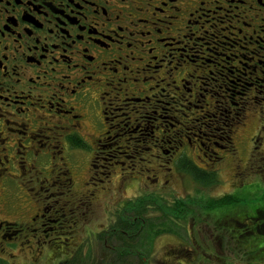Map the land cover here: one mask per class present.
I'll return each instance as SVG.
<instances>
[{"label": "flooded vegetation", "instance_id": "1", "mask_svg": "<svg viewBox=\"0 0 264 264\" xmlns=\"http://www.w3.org/2000/svg\"><path fill=\"white\" fill-rule=\"evenodd\" d=\"M252 90L264 95V0H0V186L6 191V180L16 177L10 170L24 171L27 158L37 160H30L29 168L46 169L42 160L56 151H90L88 162L97 167L99 158L110 166L124 165V159L151 150L152 157H168V168L190 177L183 167L187 161L214 172L218 180L211 185L192 177L197 189H209L220 179L217 171L197 164L188 152L194 148L189 135L198 134L190 132L200 119L216 118L221 110L228 118L242 100L256 101ZM221 92L224 99L214 100ZM228 93L240 100L228 101ZM198 102L205 103L204 114L192 117L187 110ZM210 126L209 122L206 128ZM222 140L223 144L210 142L208 147L200 142L203 154L208 156L210 150L218 155L216 149H229L231 129ZM142 142L149 146H140ZM180 147L184 148L179 153ZM54 168L46 169L45 182ZM40 169L39 174H44ZM67 183L62 185L72 186L71 177ZM48 185L56 184L50 180ZM156 198L164 202L158 194L145 200L162 209L164 203ZM193 199L215 216L212 210L236 205L216 203L210 208L212 199ZM179 200L187 199H176L175 208ZM134 205V211L143 208L144 218L134 211L129 216L119 212L115 224L122 245L138 239L122 227L126 219L133 225L139 219L144 226L150 223L147 207ZM64 209L61 213L42 204L20 226L0 220V247L6 241L25 240L36 243L35 250L43 257L51 245L61 244L60 249L72 252L60 264L71 260L92 264L90 254L88 259L83 257V248L75 240L59 242L76 224L74 219L63 221ZM256 209L221 215L231 220L222 229L241 241V248L245 239L264 236L258 229L264 231V206ZM162 221H167L165 216L156 219V225ZM157 227L156 237L172 233L170 227ZM111 228L98 235L100 245L108 248H103L105 255L117 250L110 246V239L115 241ZM141 254L130 260L137 262L143 256L151 264L153 252ZM168 255L179 260L190 254L172 249Z\"/></svg>", "mask_w": 264, "mask_h": 264}, {"label": "rangeland", "instance_id": "2", "mask_svg": "<svg viewBox=\"0 0 264 264\" xmlns=\"http://www.w3.org/2000/svg\"><path fill=\"white\" fill-rule=\"evenodd\" d=\"M253 90L251 94L256 95V101L242 100L238 107L231 109L232 113L228 118L227 113L221 110L216 118L200 119L196 122L195 130L190 132L198 134L196 137L189 135L194 141V148H189L188 152L194 156L197 164L211 166V170L218 173L220 182L209 189H197L198 185L192 177L183 174L179 169L168 168V157H152L151 150L128 160L122 157L114 158V161L124 159V165L110 166L109 162L99 158L97 167L88 162L90 151L82 152L77 149L64 154L56 151L42 160L43 165L47 164L48 171L55 167L49 175L51 182L56 184L52 187L48 185L50 180L45 182L48 174L44 167L29 168L31 162L37 160L27 158L28 162H31H25L27 165L24 171L15 168L10 170L16 177L12 181L6 180V191L3 192L4 186H0V220L6 219L20 226L25 224L28 216L35 214L42 204L45 207L55 206L60 210L65 207L63 221L66 218L65 222L74 219L76 224L71 222L74 231L61 235L59 242L68 239V243L72 244L75 240L78 248H83V257L87 258L90 254L91 261L101 262L102 257L111 255L112 251L105 255V250L98 242V235L103 233L104 229L111 228L120 213L125 216L132 215L133 209L137 208L135 203L158 194L164 200L162 202L156 198L160 203H164L162 209H157L151 200H145L144 204V208L147 207L144 209L145 216L152 223L145 233L148 235L146 248L153 252L151 264H264V236L245 239L241 248V241L233 239L222 229L231 220L226 216L221 217L222 213L231 212L233 215V212L239 213L241 210L251 213L255 208L264 206V95L255 94L256 90ZM222 93L214 100L224 99ZM228 95V101L240 100L238 96H232L230 93ZM203 105L204 102H198L187 112L193 114L192 117L204 114L201 112ZM226 106L223 105L224 108H227ZM235 113L239 116H235ZM209 122L211 126L206 128ZM229 129L232 130V144L229 149H216L218 155L208 150V156H205L199 143H205L207 147L211 145L210 142L223 144L222 138H227ZM137 135L139 134H132L134 137ZM207 137L210 138L209 142ZM139 145L149 146L146 142ZM183 148L180 147L179 153ZM2 159L1 157L0 160ZM1 165L0 162V170ZM38 168H42L40 172L44 171V174H39ZM70 177L73 180L72 186L62 185L68 184ZM232 192L236 193L241 201L229 208L212 210L218 216L206 212L202 203L193 199H217ZM178 198L187 200L176 210L174 202ZM129 203L130 208H124ZM50 210L54 209L51 207ZM51 214L48 212V215ZM260 215L262 216L261 213ZM162 216H165L167 221L171 219L169 224L162 221L156 225V219ZM157 226L170 227L172 233L156 237L159 232ZM188 232L193 236L189 237ZM110 243L113 248H117L119 244L118 241L113 242V238ZM60 245H51L48 250L45 249L43 257H40L41 253L36 251L39 247L36 243H28L25 240L22 243L6 241L4 248L0 247V264H60L61 260L72 252L60 249ZM172 249L174 252H188L190 255L180 257L179 260L174 259L168 255ZM119 250L117 248L115 251Z\"/></svg>", "mask_w": 264, "mask_h": 264}, {"label": "trees", "instance_id": "3", "mask_svg": "<svg viewBox=\"0 0 264 264\" xmlns=\"http://www.w3.org/2000/svg\"><path fill=\"white\" fill-rule=\"evenodd\" d=\"M186 172H189L190 175L195 179V181H197L198 183H202L205 185H211V184H215V182L218 180V177L215 175L214 172H205L203 171L201 168L195 166L191 161H187L185 163V165L183 166ZM241 199L240 197H237L236 195L232 194L230 196H224L221 199L218 200H210L209 202V206L210 208L215 206L216 203L219 204H228V203H234L237 204L238 202H240ZM145 200H141L138 203H136L139 206H143L145 204ZM184 201L183 200H179L177 201L176 204V210H178V208H180L181 206H183ZM255 211L257 210L256 208L254 209ZM138 214L140 217H143V208L139 209ZM171 219H168V224L169 221ZM148 223V222H147ZM124 228V230H130L131 234H134V237H138L137 242L133 243V242H129L128 240L125 241V244L122 245L118 244V246H116L117 248H119V251H115L114 253H112L111 255H109L110 257H108V259L112 260V264H147L144 259L143 256H140L139 260H130V257H137L138 254H141V252H147V248H146V238L148 235H146V231H148L151 226L150 223H148L146 226H144L143 223H141V219L137 220L136 224H129L128 220L126 219L124 221V226H122ZM259 232L264 234L263 229H260V227H258ZM112 230H114V233L112 235L115 236V241H117V238H120L119 235H117V230H118V226L115 224L112 228ZM139 231V232H138ZM165 231V230H163ZM162 232V231H161ZM103 248H105V250L108 251L107 246H104ZM142 255V254H141ZM145 256V255H144ZM108 259H105L104 261L101 262H96L94 261L92 264H110ZM66 264H73V261H69ZM81 264H89L88 261H84L81 262Z\"/></svg>", "mask_w": 264, "mask_h": 264}]
</instances>
